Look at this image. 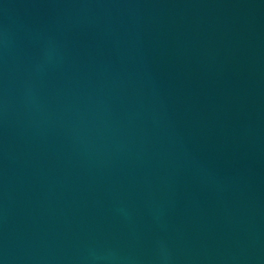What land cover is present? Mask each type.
Segmentation results:
<instances>
[{
  "label": "water",
  "instance_id": "1",
  "mask_svg": "<svg viewBox=\"0 0 264 264\" xmlns=\"http://www.w3.org/2000/svg\"><path fill=\"white\" fill-rule=\"evenodd\" d=\"M0 264H264V0H0Z\"/></svg>",
  "mask_w": 264,
  "mask_h": 264
}]
</instances>
